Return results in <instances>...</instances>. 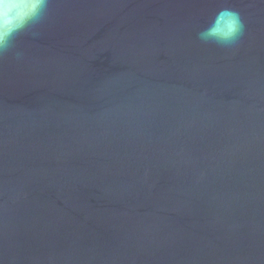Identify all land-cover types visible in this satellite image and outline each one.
I'll return each mask as SVG.
<instances>
[{"label": "water", "instance_id": "1", "mask_svg": "<svg viewBox=\"0 0 264 264\" xmlns=\"http://www.w3.org/2000/svg\"><path fill=\"white\" fill-rule=\"evenodd\" d=\"M241 13L237 46L197 33ZM0 57V264H264V3L52 0Z\"/></svg>", "mask_w": 264, "mask_h": 264}, {"label": "clouds", "instance_id": "2", "mask_svg": "<svg viewBox=\"0 0 264 264\" xmlns=\"http://www.w3.org/2000/svg\"><path fill=\"white\" fill-rule=\"evenodd\" d=\"M51 3L52 0H0V57L11 53L17 62L23 60L16 39L21 34H29L33 39L40 37L37 29L46 20ZM245 31L241 13L222 8L197 33V38L203 44L230 49L238 45Z\"/></svg>", "mask_w": 264, "mask_h": 264}]
</instances>
